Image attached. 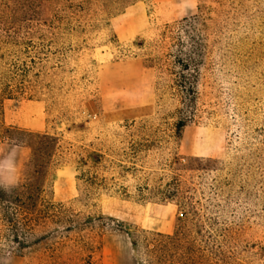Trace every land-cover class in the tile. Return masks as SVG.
I'll list each match as a JSON object with an SVG mask.
<instances>
[{
  "label": "rangeland",
  "instance_id": "rangeland-1",
  "mask_svg": "<svg viewBox=\"0 0 264 264\" xmlns=\"http://www.w3.org/2000/svg\"><path fill=\"white\" fill-rule=\"evenodd\" d=\"M1 98L59 146L11 264H264V0H0Z\"/></svg>",
  "mask_w": 264,
  "mask_h": 264
},
{
  "label": "trees",
  "instance_id": "trees-1",
  "mask_svg": "<svg viewBox=\"0 0 264 264\" xmlns=\"http://www.w3.org/2000/svg\"><path fill=\"white\" fill-rule=\"evenodd\" d=\"M3 101H4V98L3 100L1 98L0 99V118L2 117ZM3 137H10L9 129L4 130L3 135L0 136V138H3ZM31 137L36 139L40 143L42 141L46 142L45 144L41 145L42 151L40 152L36 151L38 155L34 153V157L32 159V164L34 165L32 177L30 179H27V181L23 183L20 187L13 189L12 191H10V193H3L2 197H0V200H2V204H6L9 206L15 205L17 207V212L15 209L14 213L9 214L5 212L3 216L6 220V223L8 224V228L12 232V236L14 238L13 242L17 244V247L19 249H25L29 246L26 245V243L18 242L16 240L18 236L17 235L18 231L22 229L23 230L29 229L33 223L43 222L44 219L48 218L44 216L42 217L44 213L42 209H46L47 206L42 205L40 201L41 192L43 191V188L45 187V184H46L45 182H46L47 171H42V168H41L42 162L39 161L38 158L41 156L47 157L48 158L47 166H48L51 163L52 158L55 156V154L57 153L59 149L58 139L55 137H51L48 135H39V134L31 135ZM101 157L102 156L95 154L93 156L94 163L96 164L99 163ZM81 163L83 165L86 164L85 161H82ZM95 180H97L95 175H92L89 171H86V170L79 171L78 181L85 183L89 187H92L96 185ZM31 191H34L35 193H29ZM9 206H6L5 210L10 209ZM15 215L21 218L14 219ZM32 215H35V216H32ZM72 227H74V225H72L70 228ZM135 238L137 237H134V238L132 237V247L134 251L137 249L138 244H139L137 239Z\"/></svg>",
  "mask_w": 264,
  "mask_h": 264
},
{
  "label": "clouds",
  "instance_id": "clouds-1",
  "mask_svg": "<svg viewBox=\"0 0 264 264\" xmlns=\"http://www.w3.org/2000/svg\"><path fill=\"white\" fill-rule=\"evenodd\" d=\"M29 146L15 137L0 138V190L10 192L20 187L28 179L25 157ZM10 250L0 252L3 259L9 260Z\"/></svg>",
  "mask_w": 264,
  "mask_h": 264
},
{
  "label": "crops",
  "instance_id": "crops-1",
  "mask_svg": "<svg viewBox=\"0 0 264 264\" xmlns=\"http://www.w3.org/2000/svg\"><path fill=\"white\" fill-rule=\"evenodd\" d=\"M64 193H68V192L64 191Z\"/></svg>",
  "mask_w": 264,
  "mask_h": 264
}]
</instances>
